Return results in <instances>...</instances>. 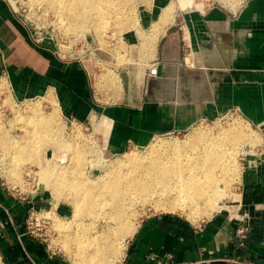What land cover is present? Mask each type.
Wrapping results in <instances>:
<instances>
[{"label": "crops", "instance_id": "0c3cea01", "mask_svg": "<svg viewBox=\"0 0 264 264\" xmlns=\"http://www.w3.org/2000/svg\"><path fill=\"white\" fill-rule=\"evenodd\" d=\"M172 21L150 64L158 77L148 75V66L119 70L118 94L101 103L91 96L81 58L64 59L35 42L9 0H0V77L14 102L50 96L66 116L97 119V138L110 153L184 131L227 110L264 126V0H248L239 12L184 13L179 26ZM242 176L236 203L241 201L239 209L249 215L246 238L236 236L237 221L225 213L198 225L178 213H153L138 222L117 264H264V145L247 154ZM26 205L0 181L5 262L66 264L48 257L23 228L19 236L15 228L24 225L18 215Z\"/></svg>", "mask_w": 264, "mask_h": 264}, {"label": "rangeland", "instance_id": "374dc122", "mask_svg": "<svg viewBox=\"0 0 264 264\" xmlns=\"http://www.w3.org/2000/svg\"><path fill=\"white\" fill-rule=\"evenodd\" d=\"M247 1L124 0V5L115 4L109 7L107 13L102 15L103 18L91 15L89 21H86L85 15L81 14L71 26L67 23L69 18L64 12H56L45 0H9L35 42L59 52L64 59L81 58L89 72L92 84L91 96L101 103L118 94L121 88L119 70L135 66L142 70L144 66H148L146 70L148 75L153 78L158 77V72L151 73L150 64L152 59L157 57L160 34L172 20L179 26L181 22L179 20L184 13L208 12L210 9L217 12H239ZM118 7H121L122 11L116 12L119 10ZM163 10L167 11L163 12ZM116 15H120L119 20ZM125 16L131 20L129 21ZM105 20H108V25ZM100 22L101 28L97 30L96 24ZM105 27L108 30H104ZM110 33L114 36H110ZM145 35L148 38H145ZM147 39L151 40V45L149 43L146 45ZM3 81L0 77V161L4 160L6 164L1 165L0 162V181L6 190L9 189L10 196L15 200L21 203L27 202L25 211H21L18 215L24 219L22 221L24 225L15 228L18 234L23 228L22 232L36 240L45 249L48 257L54 253L52 256H58L66 264H72L70 256L80 257L81 250L87 253L94 250L99 253L97 259L101 263L111 264L113 262L111 260L116 259V255L115 257L114 254L112 255L113 246L109 239L113 241L114 239L111 235L112 238L103 234L106 230L104 215L109 210L108 202L111 199L106 189L117 177H120L121 183L128 186L134 163L132 164L131 161L126 163V157L137 153L140 161L149 165L157 154L161 160L165 158L164 156L167 157L168 153L175 154V150L165 149L166 145L173 143H181L184 148L179 153L184 154L190 149L188 144L190 136L200 129L210 135L218 136L225 131H231L239 124L249 136L251 135L246 142H243L244 145L243 143L237 145L241 150L235 153L237 154L235 168L237 166L238 168L234 172L235 177L231 180L229 194L218 199L219 206L213 208L209 215L201 213L206 209L205 205H201L202 210L194 214L195 217L189 215V209H174L164 204L168 202L166 200L172 196V193L165 195L156 193L153 189V194L147 196L148 198L141 196L142 199L146 198L143 200V206H141L142 201H139L141 202L138 203L139 205L134 203L133 207L137 213H135V222L138 225V222L153 213L173 212L187 217L198 225L218 212L232 216L241 211V209L237 211L241 201L236 202L238 195L240 197L245 158L249 152L253 153L264 145L263 125L251 124L235 110H227L215 118L198 120L184 131L155 136L147 144L131 145L121 152L110 153L105 150L101 140H98V125L91 119L75 120L66 116L62 109L56 111L57 115L53 116L52 120L45 119L44 117L50 116L52 110L47 101L50 96L48 98L38 96L14 102ZM45 120L49 123L47 126L43 124ZM54 167L72 172L70 178L73 179L74 188L71 189V194L75 196L79 197L83 191L80 184L86 187L93 183L90 194L95 197V205L89 208L83 203L80 212L76 214L68 187H61L63 192L60 188L56 194L51 185L53 179L49 170ZM107 172L110 176H107L106 181L103 182L101 177ZM137 173L139 172H132L134 178H142L141 173ZM146 182L150 183L151 180L143 177L142 185L144 186L145 183L146 186ZM65 193H68V196ZM160 199L163 201L160 202ZM32 201L33 205H29ZM1 227L7 229L8 226ZM129 239L130 237H127L124 240L125 247ZM115 246L117 247V243ZM97 259L90 264H98ZM0 264H7L2 251H0Z\"/></svg>", "mask_w": 264, "mask_h": 264}, {"label": "bare ground", "instance_id": "6f19581e", "mask_svg": "<svg viewBox=\"0 0 264 264\" xmlns=\"http://www.w3.org/2000/svg\"><path fill=\"white\" fill-rule=\"evenodd\" d=\"M45 1L48 3L49 7L53 8L56 12L59 13L64 12V14L69 18V20H67V23L72 26V24L74 25V23L76 22V17L80 16L81 14L85 15L86 21H89L91 15H95V16L97 15L96 16L97 18L98 17L103 18L102 15H105V13H107L109 7L114 6L115 4H120L118 6H121L124 0H45ZM221 1L227 2L228 0H221ZM118 8L119 10H117L116 12L122 11L121 7ZM164 8L167 9L166 7ZM164 11L166 12L167 10H163V12ZM172 11H169V13ZM117 15L116 17L119 20L118 17L120 15L119 16ZM126 18L128 19L129 17ZM128 20L130 21L131 19ZM107 22L108 20L106 21V24ZM91 23H93V21ZM101 24H102L101 22L100 24H96L98 27L97 30H100ZM120 24L121 23H119V25ZM105 29L107 28L105 27L104 30ZM112 34L110 33V36ZM102 35L103 34H101V36ZM113 36L114 35H112V37ZM145 38L148 37H146L145 35ZM149 39L146 40L145 42L146 45H148L147 43L151 45V40ZM152 43H154V41ZM2 84L4 85V83ZM114 84H115V78H114ZM113 87H115V85ZM47 101L50 102L52 110L50 116L44 118L52 120V118H54L55 115H57L56 111L58 110L59 112V109L57 105L53 103V99L49 98L47 99ZM91 121H93L94 124L98 125L94 117H92ZM43 124L47 126L49 123L45 120V122L43 121ZM247 133L248 132H246L242 126H239V124L238 126H234V129H232L231 131H225L221 134L219 133L220 134L218 135L219 137L213 134L210 135L208 132L200 129L199 131L194 132L190 136L188 142L190 149H188L184 154L182 152L179 153L180 151H182L184 146L181 143H173L166 145L165 149L175 150L176 152L175 154L168 153L169 155L167 157L164 156L165 158H163L162 160L161 157H159V155L157 154V156L153 158V161L150 162L151 164L149 163V165L148 163L145 164L142 161H140V157L137 153H132L131 155L126 157L125 160L126 163H129L130 161L132 162V164L134 163L132 166L133 168H131V171L132 172L138 171L139 173L137 174L141 173L140 176H142V178H138V177L134 178L131 172V174L129 175L128 186L121 183L120 177H117L112 183L109 184L108 188L106 189L107 190L106 192H108L111 195V199L108 202L110 205L109 210L106 212V215H104L106 230L103 234H105L106 236L111 235L113 238L111 236L110 237L114 239V241L109 239L111 246H113L112 255L114 254L113 255L114 257L116 255V259L113 258L112 256L114 260H111L113 261L111 262V264L112 263L117 264L120 261L122 255L124 254L123 248H125V244L123 242L127 237H130L136 229L137 224L135 222L136 212L133 207L134 203L138 204L141 203L139 201H142L141 206H143V202H144L143 200L148 198L147 196L153 194V189L155 190L156 193H161L165 195H169L170 193H172V196L171 197L169 196L170 198L166 200L168 202H165L164 204L174 209L175 208L181 210L189 209V215L197 214L198 211L202 210L201 205H205L206 208V209L203 208L205 209L203 210V212L200 211L201 213H204V215L205 214L209 215L210 211L213 208L219 206L217 204L218 199L227 196L229 194V186L231 180L233 179V177H235L234 172H236V169L238 168V166L235 168V156L237 155L235 153L241 150L239 147H237V145L242 144L243 142H246L247 139H249L248 138L249 135ZM250 143L252 142L250 141ZM242 145H244V143ZM219 146H224V147L221 148ZM179 155H181L180 158ZM67 172L64 170L56 169L55 167L49 170V174L53 179L51 185L55 190V193L56 191L59 192L60 188L63 186H66V188L68 187L70 200L72 202V205L74 206L76 214L80 212L81 204L83 205V203L86 204L87 207L89 208L94 206L95 197L92 194H90L94 186L93 183H90L86 187L80 184L83 191L81 192L79 197L75 196L71 194L72 193L71 189L74 188L73 185L74 183L72 181L73 179L70 178L72 172L71 173L70 171ZM107 176L108 177L110 176L109 172L104 174L103 177H101V180L103 182L106 181ZM143 177H145L146 180H151L150 183L146 182L147 183L146 186L145 183L144 186L142 185ZM121 178H123V176ZM159 185L161 187H159ZM63 188H61L62 192H63ZM65 194H67L66 196H68V193ZM141 196L144 197L146 196V198L142 199ZM165 198L166 197H164V199ZM162 201L160 199V202ZM115 243H117V247L115 246ZM115 248H117V250H115ZM116 253H118V255ZM98 254L99 253L94 250L88 253L85 250H81L79 252L80 257H77L75 255L70 256L72 261L71 263L90 264L94 259H97ZM99 261L100 260H98L96 263L104 264V262L101 263V261L100 262Z\"/></svg>", "mask_w": 264, "mask_h": 264}, {"label": "built area", "instance_id": "2783aa9c", "mask_svg": "<svg viewBox=\"0 0 264 264\" xmlns=\"http://www.w3.org/2000/svg\"><path fill=\"white\" fill-rule=\"evenodd\" d=\"M17 13V12H16ZM152 73V72H151ZM2 159V158H1ZM1 165L6 164L4 160H1ZM239 207L237 208V211H239ZM231 218L235 219L237 221V228H236V236L244 239L247 236V233L249 231V215L247 212L240 211L237 214H233L230 216ZM201 226V225H199ZM54 253H52L50 256L52 257Z\"/></svg>", "mask_w": 264, "mask_h": 264}]
</instances>
